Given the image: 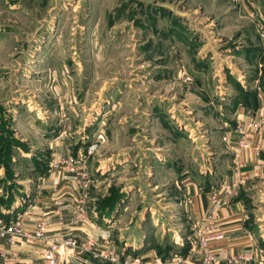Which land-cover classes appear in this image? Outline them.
I'll return each instance as SVG.
<instances>
[{
  "label": "rangeland",
  "instance_id": "374dc122",
  "mask_svg": "<svg viewBox=\"0 0 264 264\" xmlns=\"http://www.w3.org/2000/svg\"><path fill=\"white\" fill-rule=\"evenodd\" d=\"M249 119L264 129V0H0V203L20 190L29 206L61 177L77 184L85 216L125 206L119 224L134 225L150 203L172 208L180 179L206 175L210 161L244 171L236 129ZM261 130L247 148L260 172L235 198L264 236ZM168 213L182 233L164 257L192 238L191 218Z\"/></svg>",
  "mask_w": 264,
  "mask_h": 264
},
{
  "label": "crops",
  "instance_id": "0c3cea01",
  "mask_svg": "<svg viewBox=\"0 0 264 264\" xmlns=\"http://www.w3.org/2000/svg\"><path fill=\"white\" fill-rule=\"evenodd\" d=\"M238 109L237 117H240L242 122H244L248 117L246 113L247 109L239 106L235 113ZM232 137L236 138V135H232ZM254 137L256 136L254 135ZM260 141V136H258L251 141L250 146H259ZM238 156L244 166V172L249 176V180L260 172V170H256L260 162L255 158V153H253L251 148L241 149L235 158L237 159ZM236 159L233 158V160ZM229 162L227 163L225 159L218 162L213 160L209 162V170H207L206 175L200 176L199 174L198 177L184 175L179 183L176 182L179 190L176 187V189L174 188L177 196L174 199L172 208L168 206L169 204L156 206L155 208L150 203L145 208L146 212L149 211L150 215L143 216L141 214V221L136 222L134 225H131L129 222L125 226L119 224L120 216L124 212L125 206L116 208V213L114 210L109 215H106L104 212L99 213L94 208L91 210L93 211V216L87 214L84 219L76 220L74 214L75 207L80 201V190L74 180L72 181L71 179L67 182L63 181L61 177H50L46 181H43V185L37 187L32 194L33 203L30 202L29 206L23 205V201L21 200L25 195H22L23 193L20 190L17 195L13 193L11 197L6 196L5 200L3 199L4 201L2 200L0 203V218L8 222L14 220L16 215L22 213L24 226L28 229L33 228L39 218H47L49 221V232L56 231L60 229L61 224L54 213L55 206L53 200L59 197L64 201L63 213L65 222L62 224V231L66 235H72L77 238H83L87 232H93L97 236L96 252H100L106 248L116 251L112 238L115 232L114 229L119 226L117 236L119 235L120 240L123 242L120 254L116 251L119 258L121 257L120 263L119 261L117 262L119 264H127L126 262L135 258L138 260V264H202L201 252L192 248V245L185 253L179 252L177 254L180 260H177L174 255L164 257L163 253L160 252L162 248L167 249V245H171V241H176L175 237L181 236L180 233H182L181 230L173 229L169 225L168 211L172 209L175 215L180 216L186 213L192 222L202 218L206 213L208 192L216 187L214 182L220 183L223 180H230L231 167L233 166L232 159ZM213 165L214 167H212ZM162 182L159 181L153 186L165 189L167 184L166 182ZM157 193L156 196L159 198H165L161 190ZM84 202L85 200L82 201L83 205ZM221 212L218 228L224 232V238L216 240L212 245L217 253L219 264H231L227 260L230 255H238L244 252H250V261L262 264L264 260L262 259L261 246L258 242H260L259 237L264 236L256 233L249 226V223H246L248 211L245 208L244 201L234 196L231 198L227 208ZM154 213L157 215V220H155ZM95 214L99 216L97 217ZM172 230L174 234H172ZM43 247L44 243L39 240L30 241L20 238L15 242H9L6 238L0 237V249L6 250L12 256L14 264H23L24 261H27L29 264H43L40 257ZM102 259L98 255L91 253L70 252L66 254V262L68 264H82L84 262H88L87 264H104L102 263ZM0 264H3L2 260H0Z\"/></svg>",
  "mask_w": 264,
  "mask_h": 264
},
{
  "label": "built area",
  "instance_id": "2783aa9c",
  "mask_svg": "<svg viewBox=\"0 0 264 264\" xmlns=\"http://www.w3.org/2000/svg\"><path fill=\"white\" fill-rule=\"evenodd\" d=\"M253 128L262 129L263 126H259V123L254 119L248 120L245 126L239 125L237 127L238 134V146L242 149L249 148L250 139L253 136ZM264 136V135H263ZM255 150H259L258 147ZM261 165H258L256 170H260ZM81 187L84 189L87 187L85 173L81 174ZM248 174L242 171L239 167L235 168L231 172L230 180H223L212 191L208 192V204L205 210V215L198 220H194L191 225L192 238L189 243L196 251L201 252L202 264H219L217 260V253L212 247L216 240L224 238V232L218 228V221L221 216V211L227 208L231 198L236 196L239 189L247 183ZM75 207L74 218L76 220H82L86 216L83 210L82 198ZM64 201L61 198L54 199V213L58 217V221L61 224L60 229L49 232V221L47 218H39L35 226L28 229L24 226L23 214L16 215L14 220L8 222L3 221L0 218V237L6 238L9 242H15L18 239H27L30 241H42L44 243L43 251L41 252V259L43 264H68L66 262V254L70 252H87L96 254L100 258H103L112 263L119 261V256L114 249L106 248L100 252H96L97 236L93 232H87L83 238H77L72 235H66L62 231V224L65 222V216L63 213ZM177 260H180L179 256H175ZM250 252H244L238 255L232 254L228 257V261L231 264H238L247 262L250 259ZM0 260L3 264H14L12 256L7 253L6 250L0 249ZM127 264H138V260L135 258L126 262ZM23 264H29L24 261Z\"/></svg>",
  "mask_w": 264,
  "mask_h": 264
}]
</instances>
